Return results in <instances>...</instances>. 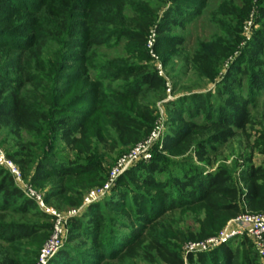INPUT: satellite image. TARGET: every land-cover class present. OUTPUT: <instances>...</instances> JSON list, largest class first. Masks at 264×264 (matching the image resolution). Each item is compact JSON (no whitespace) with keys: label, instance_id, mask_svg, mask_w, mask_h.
<instances>
[{"label":"rangeland","instance_id":"obj_1","mask_svg":"<svg viewBox=\"0 0 264 264\" xmlns=\"http://www.w3.org/2000/svg\"><path fill=\"white\" fill-rule=\"evenodd\" d=\"M263 2L0 0V82L41 107L50 121L33 131L0 122V152L20 179L0 166V188L12 181V189L22 195L15 204L0 195V226L31 232L26 239L0 233V264H42V252L56 231L45 264H163L152 252L154 239L175 249L185 264H194L198 254L209 258L224 245L241 247L246 235L215 242L231 222L201 239L205 213L199 205L191 200L164 209L155 189L143 184L142 168L151 162L166 168L160 182L187 169L198 174L226 170L242 188V173L264 167V93L251 82L254 74L264 72V51L258 65L247 61L254 39L264 37ZM166 16L177 24L164 23ZM147 23L145 43L134 42L133 32L141 33L140 25ZM197 55L210 58L212 78L202 75ZM237 68L248 72L234 76L233 91L250 102L246 130L216 147L203 163L193 149L164 152V140L183 126L176 108L196 96L213 107L220 104L224 99L218 91ZM131 70L158 74L164 88L137 85L134 78L128 80ZM10 102L6 95L0 108ZM114 113L136 120L127 136L116 132ZM58 121L85 130L79 145L62 140L52 125ZM202 121V116L193 119ZM139 146L140 154L129 161ZM25 201L30 208L21 205ZM97 213L102 217L94 223ZM246 215L258 214L240 217ZM74 222L81 224L74 229L77 236L72 235Z\"/></svg>","mask_w":264,"mask_h":264},{"label":"trees","instance_id":"obj_2","mask_svg":"<svg viewBox=\"0 0 264 264\" xmlns=\"http://www.w3.org/2000/svg\"><path fill=\"white\" fill-rule=\"evenodd\" d=\"M264 3V2H263ZM264 5V4H263ZM260 15L264 20V8L261 9ZM176 25L177 22L166 16L164 23ZM148 23L140 25L141 33L133 32L132 40L136 43H145L143 32L149 29ZM167 28V26H164ZM158 33L160 30L158 29ZM143 35V36H142ZM264 51V37L258 36L252 43L249 50L248 64L258 65V58ZM195 63L202 66V75L212 78L214 69L208 55H197ZM248 67V66H246ZM260 67V65H259ZM258 67V68H259ZM260 67L259 69H261ZM240 72L247 75L245 69L230 70L222 84V89L218 91L223 102L215 107L202 96L193 97L190 101L185 100L186 107L176 108L175 117L183 126L181 129L164 140L163 151H181L183 154L192 149L195 150L198 161L203 163L209 153H215L216 147L223 146L235 138L237 132H243L250 124V113L248 100L238 99L233 91L235 86V75ZM128 80L134 78L137 85H141L148 90H162L164 81L156 73H143L138 70H131L127 76ZM139 77V79H137ZM1 79V78H0ZM252 85L255 91L264 93V72L260 70L252 76ZM0 82V103L6 95L10 97V105L0 108V122H7L6 125H13L16 129L33 131L40 122H50L46 112L39 106H33L27 100L19 98L10 89L3 86ZM184 104V105H185ZM186 114V116H184ZM202 116V123H194L193 119ZM182 117V118H181ZM112 124L116 132L125 137L129 134L130 129L137 122L136 120L120 113L111 115ZM53 128L57 134L61 135L64 142L77 146L81 143L85 130L78 125L68 124L62 121L53 123ZM80 134V139L73 138ZM78 168H83L90 173V167H84L81 164ZM43 169V167L41 168ZM166 168L158 166L151 162L142 168L145 175L143 184L152 187L159 194L158 201L164 209L171 210L183 204H190L191 200L199 205L200 211L205 213L201 224V239L210 237L218 232L225 224L234 221L244 213L261 214L264 213V167L249 168L241 174L243 187L239 188L233 182L232 177L226 170H218L215 173L203 174L187 169L170 174L171 178L166 182H160L158 177L166 173ZM85 172V171H84ZM42 176V175H40ZM8 188L0 189V195L6 199L22 200L19 190L12 189L14 186L9 181ZM190 198V199H189ZM22 206L30 208V203L25 201ZM94 223L100 220L102 216L98 213L94 216ZM92 223L93 226H97ZM81 224L74 222L72 224V235L80 233L74 229H80ZM2 236L28 238L31 232L26 227L0 226ZM138 238V237H137ZM81 242L82 240H78ZM242 248L240 246L230 247L224 245L212 252L207 258L202 254L195 257L194 264H261L259 256L248 239H242ZM141 241L139 242V247ZM151 247L152 252L163 264H185L183 258L175 249L167 248L161 241L153 240ZM131 249V248H130ZM129 250V249H128ZM193 261V257L190 256Z\"/></svg>","mask_w":264,"mask_h":264},{"label":"built area","instance_id":"obj_3","mask_svg":"<svg viewBox=\"0 0 264 264\" xmlns=\"http://www.w3.org/2000/svg\"><path fill=\"white\" fill-rule=\"evenodd\" d=\"M142 150V146L137 147L132 153L131 156L127 157L129 161H132L140 154ZM125 160L121 161L117 168L113 171L112 176H116L119 172L120 167H122V163L124 164ZM0 166L5 167L11 171L13 176L17 178L19 181V173L14 168L13 164L6 160L4 155L0 152ZM58 235V231L55 232L54 238H52L45 246V249L41 255V263L45 264V260L49 258L52 249L54 248V241ZM246 235L247 238L253 244L254 249L256 250L261 264H264V213L258 215H246L242 216L234 221H231L227 230H225L220 238L215 240L216 243L227 242L228 240L234 237H240Z\"/></svg>","mask_w":264,"mask_h":264}]
</instances>
